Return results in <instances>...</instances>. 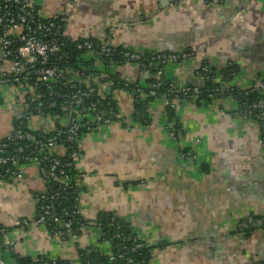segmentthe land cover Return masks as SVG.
<instances>
[{"label":"crops","instance_id":"1","mask_svg":"<svg viewBox=\"0 0 264 264\" xmlns=\"http://www.w3.org/2000/svg\"><path fill=\"white\" fill-rule=\"evenodd\" d=\"M178 1L34 0L48 14L67 17L73 38L109 40L144 56L194 53L167 72L170 78L180 73L185 85L203 87L207 81L198 73L208 64L219 70L236 64L240 73L232 86L240 90L264 76V0H223L222 9L205 0ZM116 71L132 80L141 77L136 67ZM17 95L0 88V141L25 112L17 108ZM113 96L126 121L83 137V217L119 216L153 248L151 264H264V231L239 230L246 216L264 217V148L257 124L242 120L231 100L176 102L179 122L165 120V107L152 101L149 120L141 121L131 94L120 90ZM172 124L181 138L170 135ZM23 169L22 179L0 185V228L9 230L14 246L2 258L13 262L14 253L82 264L79 252L97 246L96 238L61 242L44 225L13 226L15 218L37 216L38 193L45 190L31 166Z\"/></svg>","mask_w":264,"mask_h":264},{"label":"built area","instance_id":"2","mask_svg":"<svg viewBox=\"0 0 264 264\" xmlns=\"http://www.w3.org/2000/svg\"><path fill=\"white\" fill-rule=\"evenodd\" d=\"M189 1L191 0H179L178 3ZM205 2L214 8L222 9L224 6L223 0H205ZM72 3L73 0H70V4ZM67 23V17L48 14L38 8L34 0H0V25L4 27V32L0 35V88L10 92L16 89L19 92L17 108L24 107L25 112L22 113L27 117L26 121L30 122L28 124L38 126L37 131L44 135L50 131V127L45 124L39 125L31 121V116L29 117L27 112L32 110L46 124L50 123L53 132H56L54 136L41 137L19 130L5 138L6 141L0 144V170L12 165L17 167V171L7 168L3 174L0 173V185L7 186L21 178L18 166H22L20 164L25 161L37 167L44 180L49 184L58 185L62 191L77 189L78 194L69 208L63 207L60 203L63 197L58 190L48 196L47 193L39 195V204L46 201L41 207L42 213L36 218H17L14 227L23 230L29 226H50L52 229L49 235L63 242L76 243L83 235L91 236L97 239L95 247H99L114 261L112 241L102 233L101 224L97 220L83 217L81 179L86 171L79 164L81 151L70 152L65 142L82 150L86 131L102 132L117 122L124 123L125 114L117 103L114 104L108 98L120 90L131 94L136 101L155 99L161 102L165 109H175L176 102L179 101L192 104L206 98L208 103L205 104L227 102L230 99L224 97L225 93L237 76L224 73L227 66L216 71L211 68L212 64L205 65L199 71L198 77L219 84L220 87L202 90L199 86L185 85L180 73L173 78H167L168 69L181 67L194 56L192 52L144 56L132 48L120 50L109 40L96 43L89 37L81 35L79 36L81 42L75 46L81 61H78L76 66L70 65L69 57L65 54L67 45L63 40L69 37V33L63 29L64 24ZM63 58H67L68 65L54 63ZM108 61L118 62L110 66ZM123 67H136L140 78L148 74L153 80L147 85L138 86L133 85L134 80L130 78L121 80L113 76L116 68ZM96 82L101 83L100 90L95 85ZM40 86L46 89L48 95L38 89ZM241 91L259 95L258 101L245 108L241 107L239 116L245 122L257 124L264 145V76L246 84ZM46 98L49 99L50 107L57 105V99L63 100L66 114L61 121L44 113L42 101ZM115 105L118 106L117 109ZM236 108L239 109L237 105ZM164 119L168 121L165 112ZM58 123L62 126L61 129L65 130L55 128ZM175 128V124L169 125L168 131L176 139L179 132ZM21 141L30 144L19 147L12 154L9 153L12 143ZM68 154L71 162L64 163L62 158ZM184 156L191 157L181 154L182 158ZM73 170L76 173H71ZM52 188L50 185V189ZM111 222L112 226L122 230L123 226L117 217L113 216ZM77 227H79L78 234L75 231ZM239 230L245 235L264 231V217L246 216L241 220ZM8 233V229L0 228V236L5 247L13 250V244L7 240ZM114 239L132 241L133 254L140 253L147 247L137 233L130 238L125 232L120 231ZM129 253L130 250L125 247V252L119 256V259L135 264L134 258L128 257Z\"/></svg>","mask_w":264,"mask_h":264},{"label":"trees","instance_id":"3","mask_svg":"<svg viewBox=\"0 0 264 264\" xmlns=\"http://www.w3.org/2000/svg\"><path fill=\"white\" fill-rule=\"evenodd\" d=\"M39 8V7H38ZM68 24H64L63 29L64 30H68L67 27ZM4 32V27L2 25H0V35L3 34ZM70 37V36H69ZM64 38V42L67 45V48L65 49V54L66 56L68 55L69 57V64L70 65H77L78 61L80 59V54L78 53V51L76 50L75 46L78 42H81V38ZM90 38V37H89ZM90 40L98 43L100 42V40H96L93 38H90ZM120 50H125L124 47L118 46ZM167 53H171V52H167ZM176 53H182V52H176ZM152 54H145V56H150ZM118 62V61H116ZM116 62H110L108 61L110 66H113V64H115ZM55 64L58 65H68L67 64V58H63L58 62H55ZM211 65V64H210ZM118 67V66H117ZM211 68H213V70L218 71V69L216 67H214L213 65H211ZM117 69V68H116ZM225 69V68H224ZM222 69V71L224 70ZM224 73H226L227 75H236L238 76L240 73V68L235 64H232L231 66L226 67V69L224 70ZM113 76L123 80L126 77L122 76L120 73L114 71L113 72ZM168 79H170V77H167ZM145 80V81H144ZM152 78L148 77L146 79V77H142V78H138L136 80L133 81V85H141V82H145L146 85L149 84L150 82H152ZM95 85L98 87V89L100 90V86L101 83L100 82H96ZM191 86V85H188ZM213 87H220L219 84H215L213 82L207 81L206 84L202 87V90H206V89H210ZM38 89L43 92V94L48 95L46 89L42 88L41 86L38 87ZM38 90V91H39ZM100 93V91H99ZM226 96L224 97H228L227 99H230L232 102H234L237 106H238V111L237 113H241V107L245 108L246 106H250L251 104H253L254 102L259 100V95H251V94H246L245 92L241 91L239 88H236V86H232L229 88V90H227V92L225 93ZM100 98V97H99ZM111 102H113L114 104H116V101L114 100V96L110 95L108 97ZM152 101H155V99H147V100H142V101H137V109H138V113L137 116L141 121H147L149 120L151 114L148 113V108L150 103H152ZM105 102V101H104ZM199 102V104L203 103H208V100L205 98L204 100L201 101H196ZM42 107L44 108V113L46 114H50L51 116H53L54 118H56L58 121L62 120L65 117V110H64V105H63V100L61 99H57V105L54 107H50V102L49 99L46 98L42 101ZM177 105V103H176ZM206 105V104H205ZM177 107V106H176ZM115 108L117 109L118 106L115 105ZM176 108L175 109H166L165 114H167V118L170 122H174L176 121ZM27 115L30 118H34L37 117V115L35 113H33L32 110H29L27 112ZM176 119V120H175ZM178 121V120H177ZM179 122V121H178ZM30 122H27L26 119H16L15 123H14V131L12 133L23 131V132H29L34 134L35 136H41V137H49V136H54L56 134V132H53L52 128L50 127V131H48L47 135L42 134L40 131H37L38 126H33L32 124H28ZM44 125V124H43ZM181 126V125H180ZM61 125L60 123H58L57 126H55V128H58V130L61 129ZM61 130H65V129H61ZM177 130V128H176ZM6 140L4 139L1 143L3 144ZM30 143L27 141H21V142H14L11 145V148L9 149V153H13L14 150L18 149L19 147H25L26 145H29ZM66 147H68L70 149V152L72 150H76V151H81L78 150V148L73 147L71 144H69L68 142H65ZM62 161L64 163H70V158H69V154L65 157L62 158ZM25 162V161H24ZM22 162L20 165L22 166H28L30 165V163L28 162ZM12 169L13 171H17V167H14L12 165L6 166L4 167L2 170H0V173H4L5 169ZM71 173H76L75 170L71 171ZM50 185L53 187L52 189H50ZM47 196L50 195L51 193H55V190H58V193L62 195L63 198L60 199V203L62 204L63 207H71L72 204L74 203V199L78 194L77 189H68L66 191H62L61 188H59V186L54 185L53 183L49 184L48 182V186H47ZM64 197H66L69 200H66ZM46 204V201H43L39 204L38 206V213L37 216L39 214L42 213L41 207H43ZM115 216L119 219V221L121 222V225L123 226L122 230H118L117 227L112 226V222L111 219L112 217ZM97 221L101 224V230L102 233L105 234L106 238L109 239L110 241H112V255L115 257V260L112 261L111 260V256L107 255L105 252H103L99 247H91L88 248L87 250H81L79 252V257L80 260L82 262V264H131L128 261L124 260V259H119V256L125 252V247L128 248L130 250V253L128 255V257H132L135 260V264H140V263H147V264H151L150 262V257H151V251L153 248L150 247H146L143 250H141L140 253H132V248L134 247V244L132 241H123V240H116L114 239L115 235L122 231L125 232L128 237H133L135 236V232L132 231L131 225H129L127 222H125L123 219H121L119 216L113 214V213H102L98 216ZM48 230V232L52 229L50 226H45ZM76 233H79V227H77L75 229ZM248 235V234H246ZM5 245L3 243V238L0 236V254L4 255L6 253V249H5ZM12 259H14V261L16 262V264H70V262L68 261H64L61 259H57L55 261L46 258V257H40L37 259V261H34L32 259H22L18 256H15L14 253L11 256Z\"/></svg>","mask_w":264,"mask_h":264},{"label":"water","instance_id":"4","mask_svg":"<svg viewBox=\"0 0 264 264\" xmlns=\"http://www.w3.org/2000/svg\"><path fill=\"white\" fill-rule=\"evenodd\" d=\"M216 9H219V8H216ZM155 52V51H154ZM166 52H168V51H157V52H155L154 54H157V53H166ZM169 52H171V53H174L175 51H173V50H170ZM146 77H149V75L147 74L146 75ZM14 111H16V109H13ZM21 118H23V119H26L27 117L25 116V115H22V116H20V114H18V116H17V119H21ZM31 121L32 122H34V123H37V124H39V125H42V124H44V123H46L44 120H42L41 118H39V117H34V118H31ZM168 127L169 126H167V130H168ZM14 129H15V127H13L12 128V132L14 131ZM176 129V128H175ZM170 133V132H169ZM12 133H10L9 135H11ZM8 135V136H9ZM7 136V137H8ZM182 137V135L180 134V135H178V137H176V139L177 138H181ZM3 141V139L0 141V143ZM261 142V141H260ZM261 144H262V142H261ZM178 149V148H177ZM177 152H178V150H177ZM181 154L182 153H180V157H181ZM80 159H81V155H80ZM28 166H31V168L34 170L33 172H34V174L38 177V178H40L43 182H44V186H45V190H44V192L43 193H38L40 196L41 195H43V194H46L47 193V186H48V181H46V180H44L41 176H40V174H39V170H38V168L37 167H35V166H33V165H28ZM23 167L24 166H18V169H19V172L21 173V175H22V177L21 178H19L18 179V181L20 180V179H22L25 175H26V172H25V170L23 169ZM90 175H93L91 172L89 173ZM95 175V174H94ZM97 176V175H96ZM19 218H25V217H19ZM32 218H36V217H32ZM17 218H15V220H16ZM27 219H31V218H27ZM14 220V221H15ZM94 220H97V218H95ZM14 226V225H13ZM100 231V230H99ZM59 241H61V240H59ZM62 242V241H61ZM78 243V242H77ZM47 257V256H46ZM47 258H49V259H51V260H57V259H53V258H50V257H47ZM34 261H37V259H34ZM64 261H67V260H64ZM0 264H16V262H8L7 260H6V258H5V260L2 258V257H0Z\"/></svg>","mask_w":264,"mask_h":264},{"label":"flooded vegetation","instance_id":"5","mask_svg":"<svg viewBox=\"0 0 264 264\" xmlns=\"http://www.w3.org/2000/svg\"><path fill=\"white\" fill-rule=\"evenodd\" d=\"M206 4H207V2H206ZM210 8H213V9H216V8H214V7H211L209 4H207ZM225 7V4H224V6H223V8ZM219 9H221V8H219ZM232 102V101H231ZM238 111V110H237ZM236 111V112H237ZM235 112V113H236ZM239 114V113H238ZM259 132H260V130H259ZM261 133V132H260ZM260 138H262V136L260 135ZM262 141V140H261ZM262 146H263V148H264V145L262 144Z\"/></svg>","mask_w":264,"mask_h":264},{"label":"rangeland","instance_id":"6","mask_svg":"<svg viewBox=\"0 0 264 264\" xmlns=\"http://www.w3.org/2000/svg\"><path fill=\"white\" fill-rule=\"evenodd\" d=\"M14 91H16V89H14ZM17 96H18V95H17ZM0 257H2L1 254H0ZM5 258H6V260H7L8 262H12V261H10L9 257L5 256Z\"/></svg>","mask_w":264,"mask_h":264}]
</instances>
